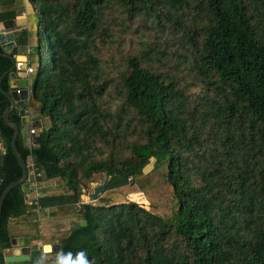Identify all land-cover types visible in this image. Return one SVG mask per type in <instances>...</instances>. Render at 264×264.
<instances>
[{"label": "trees", "instance_id": "obj_1", "mask_svg": "<svg viewBox=\"0 0 264 264\" xmlns=\"http://www.w3.org/2000/svg\"><path fill=\"white\" fill-rule=\"evenodd\" d=\"M25 3L8 55L31 67L37 46L27 109L42 131L16 148L53 183L29 204L20 186L5 197L0 264L11 219L59 250L9 264H264V0H0V20ZM11 68L0 55V77ZM8 107L0 91V194L22 176Z\"/></svg>", "mask_w": 264, "mask_h": 264}, {"label": "water", "instance_id": "obj_2", "mask_svg": "<svg viewBox=\"0 0 264 264\" xmlns=\"http://www.w3.org/2000/svg\"><path fill=\"white\" fill-rule=\"evenodd\" d=\"M15 23L13 20L4 21L2 23V28L0 29V55L8 58L12 63V68L9 72L4 73L0 77V91L7 98L9 102V107L5 109L2 113V119L5 125L13 131V136L11 138L10 147L13 155L15 156L17 162L19 163L22 171L21 179L9 184L0 194V217L2 211V205L7 194L14 189L16 186H20L23 193H30L35 190L33 185V175L27 172L26 162L22 159L16 148V140L20 135L22 138V144L25 148H28L29 138L33 146H37L40 142V132L42 131V122L39 120L30 121L26 115H24V109L28 105V85L26 78L15 80V72L24 73L25 65L19 68L18 65L21 62H26L25 58H17L8 55V53L14 47V35L12 29L14 28ZM9 76L13 79L14 83L10 92H3L1 89V82L4 77ZM15 112L19 119L20 125L17 123H12L9 121V115ZM34 128L36 130L35 135L29 137V129ZM108 181V175H106L103 181L92 187L90 193H87L88 203H95L98 199V196L101 194L105 185ZM86 225L85 221L76 222L72 225V229H78ZM48 247V250L45 248ZM59 250V244L49 245L43 244L40 248L31 247L22 237L20 238H11L10 248L5 250L4 262L9 263H27V262H37L41 260L42 254L57 252Z\"/></svg>", "mask_w": 264, "mask_h": 264}, {"label": "crops", "instance_id": "obj_3", "mask_svg": "<svg viewBox=\"0 0 264 264\" xmlns=\"http://www.w3.org/2000/svg\"><path fill=\"white\" fill-rule=\"evenodd\" d=\"M27 4L25 3L24 4V12L23 13H21L20 15H18V16H16L14 19H4V20H0V29L2 28V23L4 22V21H8V20H13L14 21V23H15V26H14V28L12 29V33H13V35H14V37H15V33H17L18 31H20L21 29H25V27L27 26L26 25V23H27V15H28V13H29V8H28V6H26ZM4 11V10H3ZM2 15H4V14H2ZM14 42V41H13ZM14 57H19V58H25L26 60H27V57L25 56V55H19V56H14ZM23 65H25V62H21V63H19V65H18V67L20 68H22L23 67ZM15 80H19V79H23V78H26V81H27V85H28V90L30 91V87H31V85H29V78H30V75H26L25 73H17V72H15ZM9 77V76H8ZM10 78V77H9ZM14 80L13 79H11L10 78V80H9V85H10V89L12 90V88H11V86L14 84V83H16V82H13ZM13 87V86H12ZM10 90V91H11ZM28 117V119L30 120V121H35V120H38V119H34V118H32V117H30V116H27ZM32 118V119H31ZM35 132H36V130H35ZM29 135V134H28ZM4 152V148H3V144H2V142H1V139H0V154H2ZM56 181V182H55ZM54 181V184H59V180H55ZM53 182H51V181H45V182H42L41 184H40V187L42 188V187H46V186H51V184H52ZM94 185H97V184H92V187L94 186ZM40 188V189H41ZM91 191H89L88 193H90ZM30 196H33V194L32 193H30L29 194V196L27 197V198H29ZM87 198V193L85 192V193H83V195H82V197H81V199L82 200H84V199H86ZM82 203H83V201H82ZM92 204H94V203H92ZM25 222H23L22 220H17V219H11L10 220V222H9V232H10V235L12 236V238H20V237H22L23 239H24V241H26V239L28 238V237H26L25 236V233H24V230H25V227L27 226H29V223H25ZM25 226V227H24Z\"/></svg>", "mask_w": 264, "mask_h": 264}, {"label": "rangeland", "instance_id": "obj_4", "mask_svg": "<svg viewBox=\"0 0 264 264\" xmlns=\"http://www.w3.org/2000/svg\"><path fill=\"white\" fill-rule=\"evenodd\" d=\"M29 14V13H28ZM26 25H27V23H26ZM32 47L29 49L30 51H31V61H30V66H31V68L33 69V74H31L30 75V78H29V85H31L32 86V83H33V80H34V77L36 76V73H37V70H38V67H39V65H40V56H39V54H38V52H37V46L35 45V44H32L31 45ZM19 56V55H18ZM46 57H47V55H46ZM48 59V58H47ZM26 67H29L28 66V64H27V60H26V62H25V69H26ZM34 111H36L37 112V109H33ZM33 115V114H32ZM148 169H150V166H148L147 168H146V170H148ZM41 191V190H40ZM88 193V191H84V193ZM113 199H114V201L115 202H120V201H122V200H124V199H120V197H113ZM129 201H133V202H136V203H138V204H141V205H143V206H146L147 205V202L145 201V199H144V197L142 196V195H137V194H132V195H129L128 196V198H127ZM81 201H83V203H88V198H86V199H84V200H82L81 199ZM32 202V196H30L29 198H27V203L29 204V203H31ZM97 202V201H96ZM95 202V203H96ZM94 203V204H95ZM38 223H39V231H40V233L42 234L43 233V230L44 229H48V228H46V226L45 225H43V223H44V217L43 216H39V218H38ZM74 221V219L72 220V219H63V224H65V225H69L71 222H73ZM23 222H25V221H23ZM29 221H26L25 223H28ZM32 222V221H31ZM24 223V224H25ZM76 223V222H75ZM25 227V226H24ZM24 233H25V236L26 237H28L26 240L28 241V245L29 246H31V247H37V248H40L42 245H43V243L39 240V241H37V240H32L33 238H34V236H35V231H34V227H33V222H32V224H29V226L27 227H25V230H24ZM5 254V253H4ZM5 255H7V254H5Z\"/></svg>", "mask_w": 264, "mask_h": 264}, {"label": "built area", "instance_id": "obj_5", "mask_svg": "<svg viewBox=\"0 0 264 264\" xmlns=\"http://www.w3.org/2000/svg\"><path fill=\"white\" fill-rule=\"evenodd\" d=\"M24 73L26 75H29L30 73H32L31 67H26V69L24 70ZM24 115L28 116L27 107L24 109ZM28 134H29V137L35 135V129L30 128ZM32 146L33 145L31 143V139L29 138L28 149L31 148ZM26 168H27V172L32 174L33 178H34L33 185L35 186V190L32 191V194H33L32 201H34L40 195V190H41L40 188L41 187H40V183L38 180H39V178H41V173L37 170V167H36V165H35V163L31 157H29L28 160L26 161ZM46 213H47V211L45 212V214Z\"/></svg>", "mask_w": 264, "mask_h": 264}, {"label": "clouds", "instance_id": "obj_6", "mask_svg": "<svg viewBox=\"0 0 264 264\" xmlns=\"http://www.w3.org/2000/svg\"><path fill=\"white\" fill-rule=\"evenodd\" d=\"M56 264H68V260L65 257L61 256L57 258ZM76 264H86V261L83 258V253L79 254Z\"/></svg>", "mask_w": 264, "mask_h": 264}, {"label": "bare ground", "instance_id": "obj_7", "mask_svg": "<svg viewBox=\"0 0 264 264\" xmlns=\"http://www.w3.org/2000/svg\"><path fill=\"white\" fill-rule=\"evenodd\" d=\"M45 250H48V247H46Z\"/></svg>", "mask_w": 264, "mask_h": 264}, {"label": "flooded vegetation", "instance_id": "obj_8", "mask_svg": "<svg viewBox=\"0 0 264 264\" xmlns=\"http://www.w3.org/2000/svg\"><path fill=\"white\" fill-rule=\"evenodd\" d=\"M26 242V241H25Z\"/></svg>", "mask_w": 264, "mask_h": 264}]
</instances>
